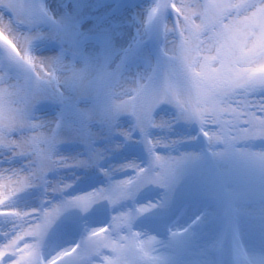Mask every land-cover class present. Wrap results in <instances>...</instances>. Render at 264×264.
Segmentation results:
<instances>
[{
	"label": "snow or ice",
	"instance_id": "obj_1",
	"mask_svg": "<svg viewBox=\"0 0 264 264\" xmlns=\"http://www.w3.org/2000/svg\"><path fill=\"white\" fill-rule=\"evenodd\" d=\"M88 7L0 0V264H264V0Z\"/></svg>",
	"mask_w": 264,
	"mask_h": 264
},
{
	"label": "rangeland",
	"instance_id": "obj_2",
	"mask_svg": "<svg viewBox=\"0 0 264 264\" xmlns=\"http://www.w3.org/2000/svg\"><path fill=\"white\" fill-rule=\"evenodd\" d=\"M115 1L116 0H80L81 3L87 4L90 6L84 10L85 14L91 17L106 18L105 24H104L105 27H107L109 23H116L120 25V27L115 30L116 32L123 33L122 36H115V44L117 47H119V46L125 45L135 33V27L131 26L130 24L131 17L135 13L141 12L144 9L149 8L151 6L152 0H129L128 4L125 7H120V8L116 7ZM44 2L46 3L47 7L51 10V12L56 17H58L59 14L63 11L65 5L69 8V10H71L74 0H44ZM174 16H175V13H173V17ZM8 19L9 17L6 14L4 17L5 25L7 24ZM93 23L94 21L90 19L85 24V27L86 28L90 27ZM5 35H8L6 30H5ZM9 39H11L10 36H9ZM2 43L3 41H0V44ZM97 47L98 45L94 40L90 41L87 44V48L89 51L95 50ZM143 52L146 56L150 57L151 62L154 65L156 63V60H155L156 55L155 57H153L151 53L144 46H143ZM44 54L45 55L51 54L50 52H48L46 47L44 49ZM136 64L140 65L141 67H144L143 59L136 61ZM46 110L51 111V109H46ZM161 115H163L165 119L170 118V113H162ZM63 148L65 151V154L74 153L76 151V146L71 145V144L64 145ZM161 150H164V149H159L158 154L163 155L164 153L161 152ZM217 151H220V149L218 148ZM204 153H207V152H204ZM162 163L164 164L165 168H170L174 162L172 160L165 159L164 161H162ZM235 169H236V166L213 160L209 156H205L197 164V172H202L208 176H215L220 173H227L229 170H235ZM145 194H148V193H145ZM215 232H216V229H214L213 233L210 232L209 235L213 234L214 236ZM203 241L204 239L198 240L195 243L204 244L206 240L204 242ZM199 252H200L199 247H193L187 254H183L181 258L186 261L196 260L200 258Z\"/></svg>",
	"mask_w": 264,
	"mask_h": 264
},
{
	"label": "bare ground",
	"instance_id": "obj_3",
	"mask_svg": "<svg viewBox=\"0 0 264 264\" xmlns=\"http://www.w3.org/2000/svg\"><path fill=\"white\" fill-rule=\"evenodd\" d=\"M208 231V230H207Z\"/></svg>",
	"mask_w": 264,
	"mask_h": 264
}]
</instances>
